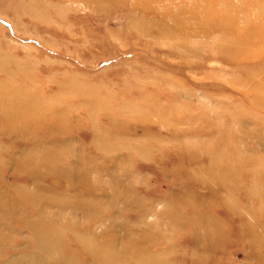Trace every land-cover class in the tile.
<instances>
[{
  "label": "rangeland",
  "instance_id": "374dc122",
  "mask_svg": "<svg viewBox=\"0 0 264 264\" xmlns=\"http://www.w3.org/2000/svg\"><path fill=\"white\" fill-rule=\"evenodd\" d=\"M0 196L11 264H264V0H0Z\"/></svg>",
  "mask_w": 264,
  "mask_h": 264
},
{
  "label": "bare ground",
  "instance_id": "6f19581e",
  "mask_svg": "<svg viewBox=\"0 0 264 264\" xmlns=\"http://www.w3.org/2000/svg\"><path fill=\"white\" fill-rule=\"evenodd\" d=\"M9 207H11L9 209ZM16 207L14 206H8L7 203H6V200L4 197L0 196V211H2L3 215L7 213L8 217L10 218V216L12 215L11 212H14V213H17L14 211ZM18 214H15V216H17ZM1 216V214H0ZM5 238H7L8 240H10L6 234H4ZM113 245L115 246L116 243L113 242ZM126 246L124 249H133L134 247L131 246L130 242H127L126 243ZM136 249V247L134 248ZM13 259V258H12ZM11 258L7 259V260H3V261H0V263H3V264H11ZM15 260V259H13ZM31 264V263H30ZM34 264H38V261L34 262Z\"/></svg>",
  "mask_w": 264,
  "mask_h": 264
}]
</instances>
